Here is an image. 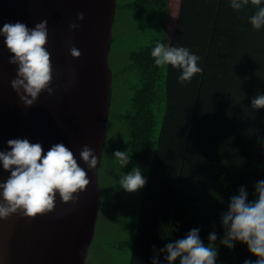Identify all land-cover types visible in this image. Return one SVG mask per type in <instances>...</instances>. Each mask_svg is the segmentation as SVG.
I'll list each match as a JSON object with an SVG mask.
<instances>
[{"label": "water", "instance_id": "1", "mask_svg": "<svg viewBox=\"0 0 264 264\" xmlns=\"http://www.w3.org/2000/svg\"><path fill=\"white\" fill-rule=\"evenodd\" d=\"M117 0H0V27L20 21L30 28L48 21L54 94L42 92L25 107L11 87L17 66L0 37V150L7 141L28 138L44 151L63 143L74 153L90 180L73 202L57 195L54 209L35 217L13 214L0 219V264H87L103 208L99 184L112 102L110 52ZM85 19L79 21L77 13ZM73 22L80 25L70 29ZM72 47L80 56L70 54ZM87 145L98 158L88 170L79 158ZM9 172L0 166V182Z\"/></svg>", "mask_w": 264, "mask_h": 264}, {"label": "clouds", "instance_id": "2", "mask_svg": "<svg viewBox=\"0 0 264 264\" xmlns=\"http://www.w3.org/2000/svg\"><path fill=\"white\" fill-rule=\"evenodd\" d=\"M249 4L257 6V11L249 17V23L256 30L264 29V0H229V6L240 11ZM77 19L83 21L84 13H77ZM80 27L73 22L70 29ZM48 21L29 27L23 22L5 23L0 27V37L12 55L9 63L17 66L16 78L11 87L25 107L36 104L42 92L54 94L51 87L53 66L48 42ZM70 54L80 56V51L72 47ZM157 67L171 65L180 70V83L190 82L195 74L203 71L199 66L201 58L183 46H167L157 41L151 50ZM251 108H264V94L258 93L251 101ZM7 148L0 150V166L10 173L0 182V219H7L13 214L35 217L37 214L54 209L57 195L63 202H73L90 180L74 153L63 143L54 144L46 152L42 144L31 143L28 138L9 139ZM114 158L121 169L127 168L132 157L125 151L115 150ZM79 158L88 170L95 169L98 158L94 150L85 145ZM120 188L134 193L148 182L139 166L119 177ZM254 199H249L245 186L238 189V194L230 197L227 211L220 215V224L224 236L220 244L234 249L236 243L247 246L256 260L245 259L243 264H264V180L254 185ZM215 227V226H213ZM199 227L192 228L183 238L173 239L163 248L153 247L154 256L151 264H218L219 251L214 247L218 236L216 231L208 234V244L200 235ZM163 255V261L160 256Z\"/></svg>", "mask_w": 264, "mask_h": 264}, {"label": "trees", "instance_id": "3", "mask_svg": "<svg viewBox=\"0 0 264 264\" xmlns=\"http://www.w3.org/2000/svg\"><path fill=\"white\" fill-rule=\"evenodd\" d=\"M188 6V0H139L134 7L142 9L150 20L162 23L168 35L166 45L171 47L181 46L182 43L188 46ZM218 9L219 5L216 4L215 10ZM155 44L131 56L134 71L142 77V85L134 98V112L127 116V124L132 132L130 146L134 159L141 167L148 164L147 156L156 119L155 106L160 102V93L163 90L173 92L177 85L180 86L177 79L181 74L179 69L171 65L155 66L151 56ZM164 67L168 71L166 86H162ZM225 74L229 73H222L211 62L209 67H203V74H195L190 82L204 88L208 82ZM172 111H169L163 142L145 195L132 264H151L154 246L156 249L163 248L196 227L201 229L200 235L205 244L209 243L208 234L216 231L218 239L213 246L219 251L218 264H243L245 259H258L242 243L237 242L231 250L220 244L224 236L220 215L227 211L230 197L238 194L241 186L246 187L250 200L255 198L254 185L264 180V164L214 173L221 122L216 120L218 114H213L211 110L215 118L209 116V120L196 108L194 117L192 114H180L184 120L179 135L174 131L175 125L171 124L170 116L176 115ZM160 259L163 261L162 254ZM175 264H179V261Z\"/></svg>", "mask_w": 264, "mask_h": 264}, {"label": "crops", "instance_id": "4", "mask_svg": "<svg viewBox=\"0 0 264 264\" xmlns=\"http://www.w3.org/2000/svg\"><path fill=\"white\" fill-rule=\"evenodd\" d=\"M188 4V46H181L201 58L202 69L212 62L222 73L229 74L220 75L204 88L185 82L167 92L168 110L176 113L170 116L174 131L180 135L183 130L180 114L194 117L196 108L209 120V116L215 118L213 110L218 114L216 120L221 121L213 172L262 165L264 108H251L252 99L258 93L264 94V29L256 30L249 23L257 6L249 4L236 11L229 6V0H188Z\"/></svg>", "mask_w": 264, "mask_h": 264}, {"label": "rangeland", "instance_id": "5", "mask_svg": "<svg viewBox=\"0 0 264 264\" xmlns=\"http://www.w3.org/2000/svg\"><path fill=\"white\" fill-rule=\"evenodd\" d=\"M138 1L117 0L109 59L113 72L112 102L99 175L103 208L87 264H132L144 199L169 116L168 94L167 90H163L160 102L155 106L156 119L147 156L148 164L139 166L130 146L133 138L127 116L134 112V98L141 88L142 77L134 71L131 56L143 52L157 41L166 44L168 35L160 21L150 20L142 13V9L134 7ZM167 74V67H164L162 86H166ZM115 150L125 151L132 157L127 168H120L113 156ZM135 166L141 168L148 182L137 192L129 193L120 188L118 181L124 172H130Z\"/></svg>", "mask_w": 264, "mask_h": 264}]
</instances>
